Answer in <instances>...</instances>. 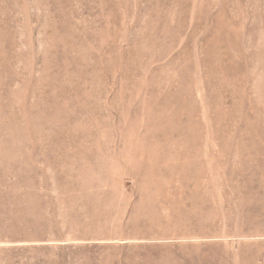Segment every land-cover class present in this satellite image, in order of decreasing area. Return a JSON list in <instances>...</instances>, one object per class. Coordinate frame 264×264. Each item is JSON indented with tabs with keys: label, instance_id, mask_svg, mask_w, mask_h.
Returning <instances> with one entry per match:
<instances>
[{
	"label": "rangeland",
	"instance_id": "374dc122",
	"mask_svg": "<svg viewBox=\"0 0 264 264\" xmlns=\"http://www.w3.org/2000/svg\"><path fill=\"white\" fill-rule=\"evenodd\" d=\"M0 264H264V0H0Z\"/></svg>",
	"mask_w": 264,
	"mask_h": 264
}]
</instances>
